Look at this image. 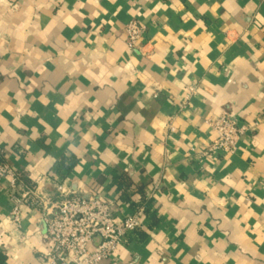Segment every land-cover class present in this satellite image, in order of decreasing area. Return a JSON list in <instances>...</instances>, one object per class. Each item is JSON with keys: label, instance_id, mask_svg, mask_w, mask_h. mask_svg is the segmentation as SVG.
Instances as JSON below:
<instances>
[{"label": "crops", "instance_id": "crops-1", "mask_svg": "<svg viewBox=\"0 0 264 264\" xmlns=\"http://www.w3.org/2000/svg\"><path fill=\"white\" fill-rule=\"evenodd\" d=\"M224 114L260 122L231 155L208 152ZM0 152L26 186L60 168L84 198L148 209L104 264H264V1L0 0ZM9 183L0 264H44L41 213L14 222Z\"/></svg>", "mask_w": 264, "mask_h": 264}, {"label": "built area", "instance_id": "built-area-1", "mask_svg": "<svg viewBox=\"0 0 264 264\" xmlns=\"http://www.w3.org/2000/svg\"><path fill=\"white\" fill-rule=\"evenodd\" d=\"M264 1V0H263ZM127 44L134 50L146 37V28L137 21L126 28ZM198 94L196 85L187 88L186 102ZM185 106V105H184ZM210 126L217 134L208 152L227 155L238 150L240 139L260 126L259 121L243 123L224 114L211 121ZM171 131L174 129L171 127ZM10 181L12 218L20 222L25 206L40 211L46 225L48 247L43 255L44 264H104L111 262L119 248L144 226L147 214L145 206L123 214L115 208L116 203L106 196L95 194L88 198L72 191L65 181L53 170L50 176L26 186L19 173L13 170L0 152V184ZM44 181L54 185V197L43 190ZM118 205V203H117ZM100 238V242H95Z\"/></svg>", "mask_w": 264, "mask_h": 264}, {"label": "trees", "instance_id": "trees-1", "mask_svg": "<svg viewBox=\"0 0 264 264\" xmlns=\"http://www.w3.org/2000/svg\"><path fill=\"white\" fill-rule=\"evenodd\" d=\"M68 160L67 159H63V161L60 162V167L62 166L64 169H66L68 172L72 170V167L74 165V163H72L70 166L66 165V162ZM61 172V169L59 168L57 170V172ZM115 183L117 184V187H118V190L120 191V198L125 201V202H129L130 201V198L129 196L127 195L126 193V190H122L124 188H129L130 185H131V182H130V179L128 177H116L115 176ZM144 187L145 186H140V189H139V193H141V195H143V197L145 196L144 194ZM132 208L134 209H137L139 208V206H132Z\"/></svg>", "mask_w": 264, "mask_h": 264}]
</instances>
